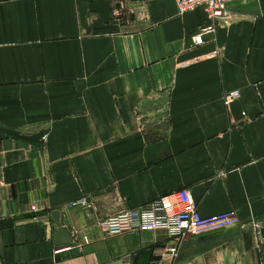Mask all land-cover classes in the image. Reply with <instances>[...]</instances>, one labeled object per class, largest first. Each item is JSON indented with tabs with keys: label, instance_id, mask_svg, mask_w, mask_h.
Listing matches in <instances>:
<instances>
[{
	"label": "crops",
	"instance_id": "crops-1",
	"mask_svg": "<svg viewBox=\"0 0 264 264\" xmlns=\"http://www.w3.org/2000/svg\"><path fill=\"white\" fill-rule=\"evenodd\" d=\"M228 10L193 45L174 0H0V264H264V0ZM181 188L232 217L176 259L97 225Z\"/></svg>",
	"mask_w": 264,
	"mask_h": 264
},
{
	"label": "built area",
	"instance_id": "built-area-1",
	"mask_svg": "<svg viewBox=\"0 0 264 264\" xmlns=\"http://www.w3.org/2000/svg\"><path fill=\"white\" fill-rule=\"evenodd\" d=\"M234 1L245 0H174L179 15L200 8L204 12L203 23L191 35L193 45L204 43L206 35L214 36L219 22L228 21V5ZM113 17L119 19L120 9H114ZM238 91L228 92L225 102L228 103ZM175 196L176 199L170 200ZM78 206L89 209L90 202L86 198H80L68 203V207ZM35 210V206H32ZM232 213H224L212 216H201L198 211V203L194 200L187 188H181L169 194L157 197L140 206L125 208L117 213L97 222L106 236H116L126 232L137 231H162L172 240L167 246L168 256L176 259L184 237L193 231L227 222ZM89 242L86 235L81 236V242L75 244L81 248ZM57 252V250H55Z\"/></svg>",
	"mask_w": 264,
	"mask_h": 264
},
{
	"label": "water",
	"instance_id": "water-1",
	"mask_svg": "<svg viewBox=\"0 0 264 264\" xmlns=\"http://www.w3.org/2000/svg\"><path fill=\"white\" fill-rule=\"evenodd\" d=\"M51 217L55 221V224L58 228L56 236L54 237V244L61 245V244H68L71 241V237L69 231L63 227L60 223V214L58 210H53L51 212Z\"/></svg>",
	"mask_w": 264,
	"mask_h": 264
},
{
	"label": "bare ground",
	"instance_id": "bare-ground-1",
	"mask_svg": "<svg viewBox=\"0 0 264 264\" xmlns=\"http://www.w3.org/2000/svg\"><path fill=\"white\" fill-rule=\"evenodd\" d=\"M203 12V11H202ZM203 15H204V12H203ZM204 19H205V16H204ZM174 199H176V197L175 196H173V197H171L170 198V200H174ZM71 242V241H70ZM166 252V255L168 254V250H167V248H166V250H165ZM177 255H178V253H177Z\"/></svg>",
	"mask_w": 264,
	"mask_h": 264
},
{
	"label": "rangeland",
	"instance_id": "rangeland-1",
	"mask_svg": "<svg viewBox=\"0 0 264 264\" xmlns=\"http://www.w3.org/2000/svg\"><path fill=\"white\" fill-rule=\"evenodd\" d=\"M31 210H33L32 208H31ZM123 210V209H122ZM34 211H36V208H35V210ZM120 211V210H119ZM117 213V212H116ZM115 214V213H114Z\"/></svg>",
	"mask_w": 264,
	"mask_h": 264
}]
</instances>
